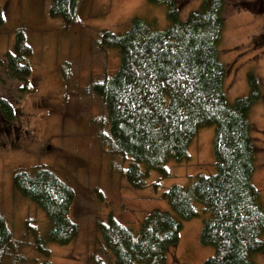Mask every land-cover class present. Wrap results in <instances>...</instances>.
<instances>
[{"label":"trees","instance_id":"trees-1","mask_svg":"<svg viewBox=\"0 0 264 264\" xmlns=\"http://www.w3.org/2000/svg\"><path fill=\"white\" fill-rule=\"evenodd\" d=\"M82 1L49 0L48 16L64 28L80 27ZM147 2L164 7V30L155 21L134 17L123 33L101 29L96 34L99 52L115 50L118 55L115 72L91 82L86 90L105 111L99 127L106 132H98L96 139L106 147L104 152L124 163L120 175L130 188L156 190L171 176L167 164L186 163L198 132L213 127L215 172L192 176L188 187L174 184L163 190L160 197L170 210L148 211L137 229L108 215L97 225L98 250L105 251L112 264H164L167 253L178 245L182 223L200 216L197 203L203 214L199 243L213 249L202 264H254V256L264 252V206L252 183L255 147L248 113L261 92L249 73L248 93L232 103L226 99L223 82L228 69L218 47L227 3L201 0L182 20L177 0ZM3 21L0 13V27ZM31 55L26 32L19 27L11 49L0 59L4 76L18 84L17 98L32 92ZM17 110L13 101L0 95V123L6 129L19 120ZM151 171L158 177L147 184ZM10 182L15 195L44 213V232L26 224V233H31L33 250L44 258L34 259V264H52L47 260L48 245H68L78 234V225L69 218L74 190L45 165L17 170ZM26 244L31 245L13 237L0 213V263L12 254L21 259L20 246Z\"/></svg>","mask_w":264,"mask_h":264},{"label":"rangeland","instance_id":"rangeland-1","mask_svg":"<svg viewBox=\"0 0 264 264\" xmlns=\"http://www.w3.org/2000/svg\"><path fill=\"white\" fill-rule=\"evenodd\" d=\"M180 19L198 7L201 0H177ZM226 14L219 58L228 72L223 87L228 102L248 93L247 74L259 82L261 99L249 110L251 136L255 147L252 183L264 206V0H225ZM49 0H0L4 24L0 27V59L13 44V32L23 27L32 55L29 58L32 92L15 97L17 83L0 70V95L7 96L18 108V118L10 126L0 123V213L6 218L13 237L27 241L20 246L21 259L8 255L2 264H34L44 258L33 250L32 230L44 232L46 217L29 201L15 195L11 175L20 169L48 166L68 183L75 193L69 218L78 225V234L68 245H48L47 260L52 264H112L100 252L97 225L111 215L127 226L138 223L152 209L169 211L160 197L163 190L176 184L188 187L197 174L215 172L213 159L214 128L201 129L182 165L168 163L171 176L143 190L130 188L121 177L125 165L104 152L96 139L106 132L99 121L105 116L102 102L87 95L91 82L109 76L118 67L115 50L99 52L97 33L107 29L116 34L129 28L132 18L155 21L159 30L168 23L163 6L147 0H83L78 11L80 27L64 28L48 16ZM157 173H149L148 183ZM182 223L178 245L167 253L164 264H202L212 255L211 247L199 243L203 214ZM264 241V238H262ZM98 250V251H97ZM254 264H264V252L254 256ZM1 264V263H0Z\"/></svg>","mask_w":264,"mask_h":264}]
</instances>
